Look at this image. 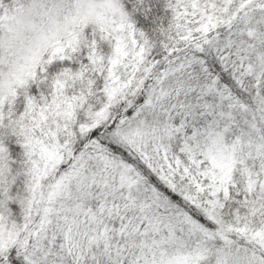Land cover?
I'll list each match as a JSON object with an SVG mask.
<instances>
[{"label": "snow or ice", "instance_id": "snow-or-ice-1", "mask_svg": "<svg viewBox=\"0 0 264 264\" xmlns=\"http://www.w3.org/2000/svg\"><path fill=\"white\" fill-rule=\"evenodd\" d=\"M0 264H264V0H0Z\"/></svg>", "mask_w": 264, "mask_h": 264}]
</instances>
